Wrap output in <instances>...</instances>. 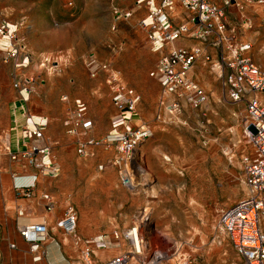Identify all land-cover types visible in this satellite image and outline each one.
Returning a JSON list of instances; mask_svg holds the SVG:
<instances>
[{
	"label": "rangeland",
	"instance_id": "1",
	"mask_svg": "<svg viewBox=\"0 0 264 264\" xmlns=\"http://www.w3.org/2000/svg\"><path fill=\"white\" fill-rule=\"evenodd\" d=\"M240 5L228 8V20L240 43L250 44L247 55L264 69V0H240ZM135 7V0H0L5 18L19 25L17 39L34 46L27 66V77L33 79L27 105L34 112L49 111L44 135L51 143V161L59 166L47 189L57 200L56 215H62L67 204L77 215L76 231L67 236L65 248L80 257L76 264H88L85 250L97 245L86 241L102 236L109 245L97 248L98 264L117 253L114 232L139 224L145 264H241L219 216L247 193L242 162L250 150L244 133L245 104L229 100L218 71L199 61L194 77L205 89L207 102L199 109L182 102L178 113H169L161 103L162 88L150 76L161 54L150 51L136 21L145 11L128 19L115 13ZM101 64L138 90L141 100L134 122L150 130L134 151L133 188L122 186L113 148L97 145L93 156L81 157L75 137L61 123L79 97L94 122L88 134L101 139L108 133L115 114L108 73L97 70L91 75ZM10 73L3 70V79L12 87ZM17 75L23 77L21 69ZM8 97L13 104L19 95L0 92V119ZM8 144V132L0 131V264H39L32 260L30 242L21 236L20 227L43 221L45 211L16 195L9 168L16 160L6 154ZM52 227L42 248L51 238L65 237ZM48 257L53 259L50 248Z\"/></svg>",
	"mask_w": 264,
	"mask_h": 264
},
{
	"label": "built area",
	"instance_id": "2",
	"mask_svg": "<svg viewBox=\"0 0 264 264\" xmlns=\"http://www.w3.org/2000/svg\"><path fill=\"white\" fill-rule=\"evenodd\" d=\"M137 4H144L148 11L139 20V26L146 32L150 50L161 53L150 71V76L162 88L161 103L166 105L169 113H178L182 102L192 109H199L207 102L205 89L191 75L198 59L208 64L211 70L218 71L229 100L245 104L244 133L250 150L242 156V162L247 193L220 212L219 225L239 255L241 264H264V69L247 55L250 44L240 43L235 35V28L228 22V8H241L240 0H224L222 5L208 0H139ZM176 4L188 16L184 22L174 25L172 16ZM115 13L117 18L126 19L131 16L130 11L122 13L116 10ZM18 26L0 18V57L4 62L17 60L19 54L25 52V44L16 37ZM185 37L198 40L201 46L175 47L163 52L168 43ZM205 43L213 47H220L224 43L226 45L224 44L225 49L218 58L213 60L205 51ZM45 60L48 61V58ZM27 64V54H23L21 60L16 62L18 67ZM89 64L94 65V59ZM97 70L108 73L107 84L110 86L111 102L116 110L108 133L101 139L88 135L93 128V122L87 116V103L80 98L74 100V108L64 120V126L76 138V152L81 157L93 156L97 145L113 148L116 152L113 163L119 169L120 182L125 188H133L134 151L150 134L144 124L134 122L141 96L111 70L110 66L101 64L99 68L91 70V75L95 76ZM13 87L18 90L19 98L14 108H20L21 119L17 140L18 145L24 146V149L10 151L7 148L10 158L16 161L25 160V166L33 165L40 174L57 176L59 166L51 161V143L44 135L47 119L35 117L26 107L32 93L33 79L27 76L17 78ZM20 177L22 176L14 177V188L18 196L31 198L36 186L35 178L16 182ZM40 199L45 212L55 211L57 200L52 194L44 192ZM18 213L22 216L24 210H19ZM25 225L20 227L21 236L30 242L32 260L39 262L44 258L41 242L47 236V226L44 222L36 223L34 232L41 234L30 236ZM55 225L65 235L75 233L77 215L72 204H67ZM140 228L139 224H135L124 232H114V241L122 246V250L102 264H145ZM91 243L99 248L109 245L102 236ZM91 253L90 249L85 250L84 257L88 264H91Z\"/></svg>",
	"mask_w": 264,
	"mask_h": 264
},
{
	"label": "crops",
	"instance_id": "3",
	"mask_svg": "<svg viewBox=\"0 0 264 264\" xmlns=\"http://www.w3.org/2000/svg\"><path fill=\"white\" fill-rule=\"evenodd\" d=\"M138 1L139 0H135V4H136V7L135 8L127 9V11H130L131 12V16L133 14H139V12H141L143 10L145 11V14L144 15H142V16H140V17L137 18V20H136L137 22L141 18H143L144 16H146V14L148 12L147 11V8H146V6L144 4H139V5L137 4ZM208 1L214 2L213 0H208ZM223 2H224V0H223ZM229 10H227V12ZM127 11H125V12H127ZM187 16H188V13L179 4H176V6L174 8V13H173V16H172V22H173V24L174 25H177V24H180V23L184 22L187 19ZM130 17H128V18H130ZM0 18H3L5 20L9 21L8 19L5 18V16H4V14H3V12H2L1 9H0ZM128 18H126V19H128ZM228 22H229V20H228ZM229 24H230V26H232L230 22H229ZM233 27L236 29L235 26H233ZM142 30H143V32L145 34V37H146V40H147L146 32H145L144 29H142ZM235 35L237 36L236 31H235ZM185 38H181V39H178V40H175L173 42L168 43L165 46V48L163 49V52H167L168 50H170L172 48H175V47L191 48V47H194L196 45L201 46V43L198 40L193 39V38H190V37H185ZM25 43H26L25 44V46H26L25 47V52L19 54L17 60L10 59L7 62H4L1 59V57H0V66L3 65L4 66V69L3 70L4 71L5 70H10L11 71V73H10L11 76H14L13 77V80H12L13 81L12 82V87H10V84L9 83H6L4 81V79H3V75H4L3 74V70L1 69V71H0V92H9V96L12 93L16 92V91L18 93V90L17 89H16V91L13 90L14 89L13 83L18 78L17 77L18 76L17 75V71L21 69V74H23V77L24 76H27L28 75L27 66L33 60V53H32V51L30 49H33L34 46H33L32 42H30L28 40ZM147 43H148V47H149L148 40H147ZM224 44H222V46H220V47H213V46H210L209 44L205 43L204 44L205 45L204 46L205 47V51H206V53H208L212 57L213 60H216L218 58V56L224 51L225 45H226V44L225 45ZM149 49H150V47H149ZM154 53H159V52H154ZM23 54H27L28 64L27 65H24V66H21L22 68H19L18 66H16V62L19 61V60H21V58L23 57ZM159 54H161V53H159ZM199 61H202V60L201 59H198V61L196 63H198ZM202 63H204V62L202 61ZM197 65L198 64L194 65V67L191 70V75H192V77L194 79H195V77H194V70L197 68ZM220 79H221V84H222V88H223L222 91L223 92H226V87L224 86L223 80H222V78H220ZM137 92H138V90H137ZM9 98L10 97H8L5 100L4 105H3V115L4 116H3V119H0V131L1 132L2 131L4 132L6 130V132H8L9 144L7 145V148L10 151H19V150H23L24 149V146L18 145V140H17V137H18V134H19L18 125H19V121H21V119H20V111H19L20 108L19 109H15L14 107H15V104H16V101H15L16 99L14 100V103L12 104V101H9L10 100ZM77 98H79V97L74 98V100L77 99ZM80 99H82V98H80ZM61 100L62 101H66L67 100V96H64V95L61 96ZM74 100H73V104H72L73 105L72 106V109L68 112V114L65 116V118H63V120L61 122L62 123V126L65 128L66 132H67V129L64 126V120L68 117V115L73 110V108H74ZM6 103H7V105H6ZM26 107H27L28 112L31 113V114H33L35 117L46 118L47 119L46 128H47L48 123H49V120L51 119V116H50L49 111L47 109H42L40 111L34 112L33 109L31 107H28L27 104H26ZM115 112H116V110H115ZM87 116L93 122V119L89 116L88 111H87ZM93 126H94V122H93ZM46 128H45V131H46ZM45 131H44V134H45ZM13 132H15V133L18 132V133H16V135H15V133L13 134ZM69 135H71V134H69ZM7 141H8V139H7ZM75 143H76V138H75ZM8 149L6 151V154L7 155H9ZM21 162H25V160L20 159V160H18V162L16 161L15 164H10V166H9L10 170L13 172L12 173V176H13V188H14V185H15V183H14L15 182V180H14V177L15 176H22V177L16 179V182H23V181L32 180V178L34 177L35 178V181H36V186H35V189L33 191L32 197L31 198L20 197V198H21V200H27L28 202L32 203L33 204L32 206H34V204L36 205V203H39L40 205H42V201L40 199V195L42 193H44V192L50 193L48 191V189H47V184L51 180L50 178H55L56 176L52 177V176H49V175L40 174L38 172V170H36V168H31V167L30 168H28V167L26 168V166L25 165H22ZM14 191H15L16 195L18 196L15 188H14ZM50 194H52V193H50ZM22 207H24V206H22V204H21L20 205V208L21 209H19V210H24ZM61 216L62 215H60V216L59 215H56L55 211H53L51 213L44 212L41 215V219L43 220L41 222H44L46 224V226H47V234L49 232V227H50V225L52 223L54 224V227H52V229L53 228L58 229L55 224H56V221ZM33 223H35V222H33ZM62 234H63V232H62ZM63 235L65 237L62 239V241L57 240L55 238H51V239L47 240V242L43 245V248H42L43 254H44L43 255L44 258H43L42 261H39V262H36V263H39V264H52V262H54V261H57L60 264H76L77 263V259H79L80 257L77 256V255H75V254L73 256H71V253L67 252L68 250H67V248H65V244L68 241V237H67L68 235H65V234H63ZM94 240L95 239L87 240L86 242L88 244L96 245L94 243H91ZM96 240H97V238H96ZM114 244L116 246H118V249L116 251L117 253L115 254V255H117L122 250V248H121L122 246H119L116 243H114ZM91 246L92 245H88L87 248L90 249L91 252H92L91 253L92 254L91 257L94 258V261H91V263L94 264L96 262L95 256L96 257L98 256V252H97L98 249L97 248H99V247L96 246L97 248L96 249H93V248H91ZM49 248L53 251V259H51V258L48 257V249ZM112 256H114V255H112ZM112 256H110L108 258H111ZM32 257H33V254H32ZM108 258H105V259L100 260L98 264H102ZM84 259H85V257H84Z\"/></svg>",
	"mask_w": 264,
	"mask_h": 264
},
{
	"label": "bare ground",
	"instance_id": "4",
	"mask_svg": "<svg viewBox=\"0 0 264 264\" xmlns=\"http://www.w3.org/2000/svg\"><path fill=\"white\" fill-rule=\"evenodd\" d=\"M36 223H33L32 224V226H28L27 227V225H25V229L27 230V232H28V234L30 235V236H37V235H40L41 233H38V232H34V225H35Z\"/></svg>",
	"mask_w": 264,
	"mask_h": 264
}]
</instances>
